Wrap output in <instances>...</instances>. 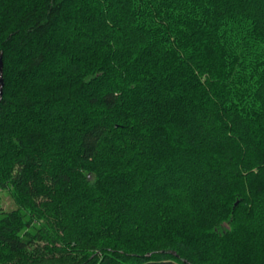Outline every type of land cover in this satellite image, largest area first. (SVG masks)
<instances>
[{"label":"trees","instance_id":"trees-1","mask_svg":"<svg viewBox=\"0 0 264 264\" xmlns=\"http://www.w3.org/2000/svg\"><path fill=\"white\" fill-rule=\"evenodd\" d=\"M0 56V264H264V0H0Z\"/></svg>","mask_w":264,"mask_h":264},{"label":"rangeland","instance_id":"rangeland-1","mask_svg":"<svg viewBox=\"0 0 264 264\" xmlns=\"http://www.w3.org/2000/svg\"><path fill=\"white\" fill-rule=\"evenodd\" d=\"M1 202L6 210H11L16 207V202L8 190L1 192Z\"/></svg>","mask_w":264,"mask_h":264},{"label":"water","instance_id":"water-1","mask_svg":"<svg viewBox=\"0 0 264 264\" xmlns=\"http://www.w3.org/2000/svg\"><path fill=\"white\" fill-rule=\"evenodd\" d=\"M4 75H3V60L2 56H0V103L3 98V93H4Z\"/></svg>","mask_w":264,"mask_h":264}]
</instances>
